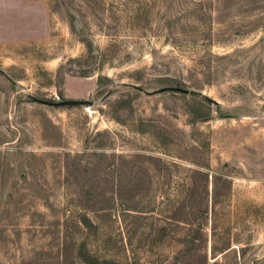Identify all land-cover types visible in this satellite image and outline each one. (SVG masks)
Listing matches in <instances>:
<instances>
[{"label": "rangeland", "instance_id": "1", "mask_svg": "<svg viewBox=\"0 0 264 264\" xmlns=\"http://www.w3.org/2000/svg\"><path fill=\"white\" fill-rule=\"evenodd\" d=\"M0 264H264V0L0 3Z\"/></svg>", "mask_w": 264, "mask_h": 264}, {"label": "crops", "instance_id": "2", "mask_svg": "<svg viewBox=\"0 0 264 264\" xmlns=\"http://www.w3.org/2000/svg\"><path fill=\"white\" fill-rule=\"evenodd\" d=\"M23 0H0L1 6L6 4H21ZM2 10V9H1Z\"/></svg>", "mask_w": 264, "mask_h": 264}, {"label": "water", "instance_id": "3", "mask_svg": "<svg viewBox=\"0 0 264 264\" xmlns=\"http://www.w3.org/2000/svg\"><path fill=\"white\" fill-rule=\"evenodd\" d=\"M63 101H66V102H87L89 100L84 99V98H66Z\"/></svg>", "mask_w": 264, "mask_h": 264}]
</instances>
